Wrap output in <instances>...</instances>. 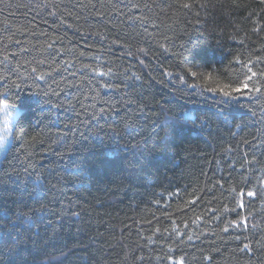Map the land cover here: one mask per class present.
Segmentation results:
<instances>
[{
  "label": "trees",
  "instance_id": "obj_1",
  "mask_svg": "<svg viewBox=\"0 0 264 264\" xmlns=\"http://www.w3.org/2000/svg\"><path fill=\"white\" fill-rule=\"evenodd\" d=\"M2 105L0 264H264V0H0Z\"/></svg>",
  "mask_w": 264,
  "mask_h": 264
},
{
  "label": "rangeland",
  "instance_id": "obj_2",
  "mask_svg": "<svg viewBox=\"0 0 264 264\" xmlns=\"http://www.w3.org/2000/svg\"><path fill=\"white\" fill-rule=\"evenodd\" d=\"M17 116V110L10 107L1 106L0 109V154L7 148L9 144V136L11 133L12 124ZM7 122V123H5ZM8 129L7 136L4 135V129Z\"/></svg>",
  "mask_w": 264,
  "mask_h": 264
},
{
  "label": "snow or ice",
  "instance_id": "obj_3",
  "mask_svg": "<svg viewBox=\"0 0 264 264\" xmlns=\"http://www.w3.org/2000/svg\"><path fill=\"white\" fill-rule=\"evenodd\" d=\"M141 51H143V50H141ZM98 75H105V74H104V73H98ZM5 107H7V105H5ZM248 195H249V196H252V195H253V193L249 192V193H248ZM227 230H228L227 228H225V229H224V231H227ZM188 239H189V240H191V239H192V237H191V236H189V237H188ZM245 247H247V245H245Z\"/></svg>",
  "mask_w": 264,
  "mask_h": 264
},
{
  "label": "clouds",
  "instance_id": "obj_4",
  "mask_svg": "<svg viewBox=\"0 0 264 264\" xmlns=\"http://www.w3.org/2000/svg\"><path fill=\"white\" fill-rule=\"evenodd\" d=\"M5 123H7V122H5ZM7 133H8V129L5 128V129H4V135L7 136Z\"/></svg>",
  "mask_w": 264,
  "mask_h": 264
}]
</instances>
